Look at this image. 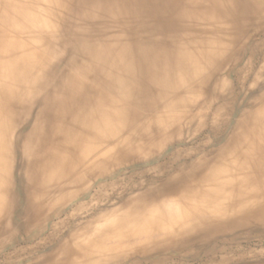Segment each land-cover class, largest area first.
Masks as SVG:
<instances>
[{"label":"bare ground","instance_id":"6f19581e","mask_svg":"<svg viewBox=\"0 0 264 264\" xmlns=\"http://www.w3.org/2000/svg\"><path fill=\"white\" fill-rule=\"evenodd\" d=\"M0 264H264V0H0Z\"/></svg>","mask_w":264,"mask_h":264}]
</instances>
